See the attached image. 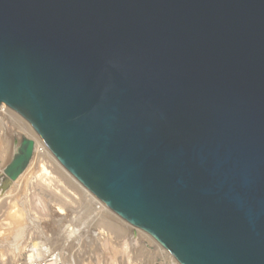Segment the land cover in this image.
Returning a JSON list of instances; mask_svg holds the SVG:
<instances>
[{"label": "water", "instance_id": "1", "mask_svg": "<svg viewBox=\"0 0 264 264\" xmlns=\"http://www.w3.org/2000/svg\"><path fill=\"white\" fill-rule=\"evenodd\" d=\"M0 103L178 264H264V0H0Z\"/></svg>", "mask_w": 264, "mask_h": 264}, {"label": "rangeland", "instance_id": "2", "mask_svg": "<svg viewBox=\"0 0 264 264\" xmlns=\"http://www.w3.org/2000/svg\"><path fill=\"white\" fill-rule=\"evenodd\" d=\"M3 133L4 130L0 128L2 154L6 147L1 142ZM1 162L0 159V167ZM45 162L48 161L37 165L39 168L36 167L26 181L15 184L9 193L7 190L2 196L0 192V264H22L33 245L55 248L74 264H166L165 256L173 260L159 245L155 243L165 252V256L152 246L147 239L154 241L149 236H144L143 240V235L139 234V238L133 227L110 211L98 209L82 192L80 194L72 182L61 176L49 162ZM16 217L19 224L15 223ZM99 217H102L100 220L103 219V222Z\"/></svg>", "mask_w": 264, "mask_h": 264}, {"label": "bare ground", "instance_id": "3", "mask_svg": "<svg viewBox=\"0 0 264 264\" xmlns=\"http://www.w3.org/2000/svg\"><path fill=\"white\" fill-rule=\"evenodd\" d=\"M0 128H2V130H4L3 133V138L1 139V142L3 145H6L5 147V151L0 153V159H1V167H0V192H2V196L4 195V192L8 190V193L10 192V190L13 188V186L15 184H19L22 183L25 179L29 178V176H31V174L34 172V170H36L35 168L38 167L37 165H39L40 163L43 164L44 161H48L50 163V165L52 167H54L55 169H57L58 172H60V174H62L61 176H63L65 179L68 180V182H72V184L78 188L80 190V194L81 192L85 195V198L88 199L89 202H91L92 204H94L95 206H97V208H102V210L105 211H109L108 208H106V206H104L103 204H101L100 202L96 201L95 198L87 191L85 190V188L83 186H81L78 182H76V180H74L72 178V176H70V174H68L64 168L57 162V160L52 156V154L49 152V150L43 145V143L39 140V138L35 135V133L33 132V130L31 129V127L29 126V124L22 119L21 117L17 116L16 114H14L13 112L9 111L6 109V105L4 103H0ZM4 128V129H3ZM6 131V132H5ZM8 135V136H7ZM1 136V135H0ZM22 140H29L32 141L33 143V147H32V152H31V156L30 159L28 161V163L26 164L25 168L14 178L12 179L10 177V175H8L5 171L7 169V167L9 166V164L12 162L14 156L16 154L19 153V148L21 145ZM1 144V146H2ZM2 149V148H1ZM47 162V163H48ZM46 163V162H45ZM46 163V164H47ZM41 166V165H40ZM49 166V165H48ZM43 167V166H42ZM50 167V166H49ZM51 167V168H52ZM39 168V167H38ZM55 169H53L54 171H56ZM45 170V169H43ZM36 172V171H35ZM60 174L58 173V175L60 176ZM37 179V178H36ZM38 180V179H37ZM36 180V181H37ZM26 181V180H25ZM26 183V182H24ZM69 184V183H68ZM22 185V184H20ZM24 185V184H23ZM71 185V184H70ZM8 193H6L5 195H7ZM82 194V196H84ZM1 197V196H0ZM85 199V200H86ZM2 200V198H1ZM70 202V201H69ZM84 202V201H83ZM86 202V201H85ZM80 204V203H79ZM86 204V203H85ZM89 204V203H88ZM91 207V206H90ZM77 208V207H76ZM2 209V208H1ZM78 209V208H77ZM95 209V207H94ZM97 210V209H96ZM95 210V211H96ZM101 210V209H100ZM104 211V212H105ZM103 212V211H102ZM60 213V212H59ZM100 213V212H99ZM107 213V212H106ZM61 214V213H60ZM98 214V213H97ZM96 214V215H97ZM62 215V214H61ZM104 215V213H103ZM107 215V214H106ZM109 215V214H108ZM107 215V216H108ZM75 216V215H74ZM88 216V215H87ZM100 216V215H99ZM18 217V216H17ZM16 217V218H17ZM21 215L18 217L20 219ZM98 217V216H97ZM15 218V223L19 224L18 222V218L16 220ZM68 218V217H66ZM65 218V219H66ZM99 217L98 219L100 220ZM104 218V217H103ZM60 219V217H59ZM58 219V220H59ZM62 219V218H61ZM114 219V218H113ZM117 219V218H116ZM119 219V218H118ZM117 219V220H118ZM63 220V219H62ZM108 220V219H106ZM81 221V220H80ZM79 221V222H80ZM98 221V220H97ZM100 221L103 222V219H101ZM109 221V220H108ZM107 221V222H108ZM122 221V220H121ZM104 222L106 223V221L104 220ZM115 222V220L113 221V223ZM67 223V222H66ZM125 223V222H124ZM87 224V223H86ZM101 224V223H100ZM111 225V221L109 223ZM107 223V225H109ZM123 224V223H121ZM98 225V224H97ZM103 225V224H102ZM113 225V224H112ZM117 225V224H116ZM115 225V226H116ZM90 226V225H89ZM114 226V225H113ZM120 226V223H119ZM118 226V227H119ZM126 226V225H125ZM112 227V226H111ZM123 227V226H122ZM132 227V226H131ZM131 227H127L128 229H130ZM71 228V227H70ZM121 228V226H120ZM64 229V228H63ZM84 229V228H83ZM88 229V228H87ZM124 229V228H123ZM122 229V230H123ZM67 230V229H66ZM96 230V229H95ZM110 230V229H109ZM114 230V229H113ZM121 230V231H122ZM133 230V229H132ZM69 231V230H68ZM70 231H73L72 229ZM98 231V230H97ZM115 232L116 227H115ZM119 231V230H118ZM125 231V230H124ZM135 234H137L139 236L143 235L142 238L144 236H147L146 234L144 235L140 230L138 232V229L135 230ZM96 232V231H95ZM72 233V232H71ZM92 233V231H91ZM121 233V232H120ZM123 233V231H122ZM17 235L19 236L20 233H17ZM79 235V234H78ZM94 235V234H93ZM103 235V234H102ZM81 236V234H80ZM92 236V235H91ZM131 236V235H130ZM139 236V238H140ZM64 238V237H63ZM78 238V237H76ZM146 238V237H145ZM79 240V239H78ZM140 240V239H139ZM144 240V238H143ZM142 240V241H143ZM149 241L150 244H152V246L156 247V249H158V251H161V254L163 253V255L165 256V252H163V250H160L157 245H155V242H151L150 239H147ZM125 243V242H124ZM123 244V243H122ZM153 247V248H154ZM19 248V247H18ZM22 248V247H21ZM167 254V253H166ZM165 259L167 261L166 264H178L173 258V260H171L168 256H165Z\"/></svg>", "mask_w": 264, "mask_h": 264}, {"label": "built area", "instance_id": "4", "mask_svg": "<svg viewBox=\"0 0 264 264\" xmlns=\"http://www.w3.org/2000/svg\"><path fill=\"white\" fill-rule=\"evenodd\" d=\"M95 200L98 201L96 198ZM29 251L30 254L22 264H74L72 260L63 257L62 252H58L55 248L33 245L30 246Z\"/></svg>", "mask_w": 264, "mask_h": 264}]
</instances>
